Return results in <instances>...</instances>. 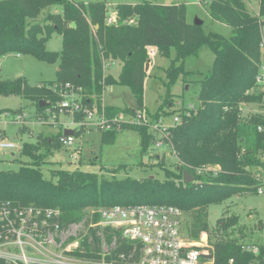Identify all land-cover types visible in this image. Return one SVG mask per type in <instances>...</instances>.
I'll return each instance as SVG.
<instances>
[{
  "label": "trees",
  "instance_id": "trees-1",
  "mask_svg": "<svg viewBox=\"0 0 264 264\" xmlns=\"http://www.w3.org/2000/svg\"><path fill=\"white\" fill-rule=\"evenodd\" d=\"M205 1L210 17L231 27L230 37L205 32L202 24L188 23L183 4L161 5L147 0L118 4L114 22L107 23L106 2L101 0H0V55L28 54L45 61L58 57L56 80L37 86L28 84L22 76L0 80V94L36 100L37 110L54 118L62 113L59 90L66 83L80 88L84 107L96 112L103 108L109 117L120 111L133 113L142 109L149 47L170 58L165 70L167 88L179 75L189 73L178 61L196 56L203 45L214 55L211 69L198 81L197 107L188 114H179V123L169 128L165 140L178 161L172 169L160 161L163 179L107 178L79 169H55L45 177L40 164L47 152L40 151L39 141L23 142L20 153L28 160L16 170L0 169V200L57 208L63 226L79 222L87 226L97 220L98 208L113 205H173L183 212L182 226L192 239L201 232L208 234L215 264H227L230 259L233 264L252 261L254 255L241 249L243 242L258 244L263 251L264 240H246L243 227L237 226V217L221 218L210 229L207 215L211 204L252 192L257 182L253 170L262 166L259 153L264 150V89L257 86L256 79L264 60L260 47L264 0H257V13L249 10L246 0ZM53 6L61 10L52 12ZM53 33L61 36L59 52L46 49ZM110 62L120 63L117 76L105 72ZM114 84L129 87L136 106L121 110L102 105L103 91ZM41 100L45 102L42 105ZM250 104L258 110L243 117L241 105ZM161 112L150 116L160 118ZM81 117L74 116L75 120ZM121 127L137 131L141 154L153 146L155 135L146 126L123 123ZM121 127L102 131L101 142L114 143ZM48 140L43 141L47 151L53 138ZM203 165H217L218 169L215 173L196 174L195 168ZM183 170L193 176L192 182L183 181ZM236 230L241 237H233ZM96 232V228L87 227L79 244L83 251L77 255H94L99 240ZM104 234L111 241L108 229Z\"/></svg>",
  "mask_w": 264,
  "mask_h": 264
},
{
  "label": "rangeland",
  "instance_id": "rangeland-1",
  "mask_svg": "<svg viewBox=\"0 0 264 264\" xmlns=\"http://www.w3.org/2000/svg\"><path fill=\"white\" fill-rule=\"evenodd\" d=\"M73 1H97V0H73ZM106 2L107 15L113 16L114 8L118 4L135 3L138 0H101ZM155 4H183L185 19L188 23L201 21L205 32L218 33L224 37H230L233 32L231 27L212 19L207 11L205 0H147ZM249 10L257 13L258 1L246 0ZM52 12H59V6L50 8ZM264 37V28L262 31ZM61 48V36L53 33L46 42V49L51 52H59ZM157 50V49H156ZM150 52V51H149ZM148 52L146 78L143 85V108L150 116L157 111H162L160 118L162 124L173 126V117L179 116L182 112L189 113L198 105L197 92L199 80L207 73L213 64L214 55L207 45L200 47L196 56H188L177 63L183 62L188 75H179L175 82L167 88L165 82V70L170 64V58L160 55L158 52ZM173 50H171V57ZM146 64V63H145ZM264 64V60H263ZM58 57L55 61L38 60L28 54L6 53L0 55V80H8L22 76L27 79L28 84L37 86L43 81H53L57 78ZM107 65L105 66V68ZM112 73L119 71L118 64L113 65ZM261 70V69H260ZM258 75H260V71ZM105 72L106 69H105ZM256 79L259 88L264 89V72ZM167 91L169 92L167 94ZM102 102L121 110L136 106L134 97L129 87L124 85H111L102 94ZM38 102L21 95L0 94V140L13 142L17 147L13 149L0 150V169L16 170L28 160V157L20 153L23 142L35 143L39 140L40 151L47 152L44 161L40 164L45 177H50L51 170H82L96 172L101 176L122 179L126 176L143 178L154 176L157 179L164 178V169L159 167L160 161L165 168L172 169L177 163V158L170 148L149 147L144 154L140 153V137L136 130L121 127L114 143H102V131L85 126L76 128L70 124V116L64 112L54 118L46 114V111H38ZM23 114V123L15 122L16 111ZM258 110L255 104L241 105L243 117ZM123 113V111H120ZM127 113V111H125ZM46 118L43 117V115ZM153 118V117H152ZM64 123V124H63ZM64 125V128L62 126ZM75 131V143L72 146H65L58 142V135L64 130ZM53 138L52 145L47 151L44 139ZM50 142V141H48ZM60 143V144H59ZM15 152V156L11 152ZM152 178V177H151ZM237 217V226L243 227L246 240H264V194L255 192L236 194L218 204H211L208 207L207 222L209 228L216 227L217 220L221 218ZM236 227V229L238 228ZM74 230L76 227H73ZM87 227H81L82 234ZM92 228V227H91ZM101 229V226L99 227ZM242 231V232H243ZM187 239H192L188 231H184ZM71 234L74 231L71 230ZM65 238V235H62ZM73 238H66L64 245L80 242L81 236L71 235ZM208 238V234L206 236ZM233 237H241L237 230ZM209 244V242H208Z\"/></svg>",
  "mask_w": 264,
  "mask_h": 264
},
{
  "label": "built area",
  "instance_id": "built-area-1",
  "mask_svg": "<svg viewBox=\"0 0 264 264\" xmlns=\"http://www.w3.org/2000/svg\"><path fill=\"white\" fill-rule=\"evenodd\" d=\"M106 22L113 23L114 15L108 16ZM260 47L264 50V37ZM260 69L262 75L263 63ZM79 90L80 88L74 89L67 83L59 90L61 100L58 105L62 112L70 116V124L74 126V130L85 126L100 131L119 130L123 123L137 124L146 126L154 133L155 148L171 149L170 143L165 140L171 126L162 124L161 118H152L141 109L133 113L119 112L109 117L103 108L96 112L84 107ZM76 114H81L82 117L75 120ZM23 120L22 113L16 115L15 122L23 123ZM179 121L180 116H174L173 126ZM75 140V131L72 134L60 133L58 136V141L65 146H72ZM6 148H16V145L0 140V149ZM259 154L262 166L253 170L257 181L253 192L262 195L264 150ZM217 169V165H203L196 167L195 172L215 173ZM96 213L97 220L87 226L82 222L63 226L59 221L61 213L57 208L0 200V264H215L207 234H201L199 240L187 239L182 226L183 212L176 206L113 205L98 208ZM81 227L97 230L98 249L92 252L93 256L77 255V252L83 251L79 249L80 242L64 245L66 238H73L71 235L79 234L82 237L87 234V228L82 234ZM105 228L111 234V241L106 239ZM71 230L74 234H71ZM121 246L127 248L118 249ZM241 249L254 255V259L247 264H264V248L261 251L258 244L243 242ZM227 264H233V260L230 259Z\"/></svg>",
  "mask_w": 264,
  "mask_h": 264
},
{
  "label": "crops",
  "instance_id": "crops-1",
  "mask_svg": "<svg viewBox=\"0 0 264 264\" xmlns=\"http://www.w3.org/2000/svg\"><path fill=\"white\" fill-rule=\"evenodd\" d=\"M148 51H152V52H157V50H156V48L155 47H149L148 48ZM116 64H118V68H119V71H120V63L119 62H110V63H108V65H107V67L105 68L106 69V73H110V74H112V75H114V76H117V74L119 73V71H117L115 74H113L111 71H112V69L113 68H111L113 65H116ZM18 77V76H17ZM145 81V80H144ZM106 90V89H105ZM105 90H104V92H105ZM103 94V93H102ZM101 99H102V97H101ZM101 104L102 105H104V106H110V105H106V104H104L103 102H102V100H101ZM64 124V123H63ZM62 126V125H61ZM62 128H64V125L62 126ZM125 132H129V130H125ZM7 141V140H6ZM37 141H39V140H36V142ZM48 141H50V140H48ZM35 142V143H36ZM17 147V146H16ZM11 149H13V148H11ZM0 150H2V149H0ZM11 155L12 156H15V152H11Z\"/></svg>",
  "mask_w": 264,
  "mask_h": 264
},
{
  "label": "water",
  "instance_id": "water-1",
  "mask_svg": "<svg viewBox=\"0 0 264 264\" xmlns=\"http://www.w3.org/2000/svg\"><path fill=\"white\" fill-rule=\"evenodd\" d=\"M194 24H196V25H200L201 24V21H199V20H196V21H194ZM147 62H149V60H147ZM147 62H146V64H145V70H146V68H147ZM45 102L44 101H40L39 102V104H44ZM64 133L65 134H72L73 133V131L72 130H70V129H68V130H64ZM182 174H183V181L184 182H192V180H193V176L190 174V173H188L186 170H183L182 171ZM151 177H153V176H151Z\"/></svg>",
  "mask_w": 264,
  "mask_h": 264
}]
</instances>
